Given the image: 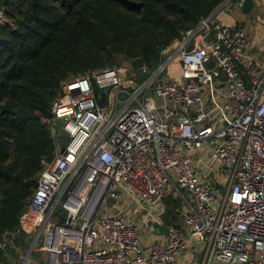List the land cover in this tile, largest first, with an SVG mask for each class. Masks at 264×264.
Instances as JSON below:
<instances>
[{
	"label": "built area",
	"instance_id": "built-area-1",
	"mask_svg": "<svg viewBox=\"0 0 264 264\" xmlns=\"http://www.w3.org/2000/svg\"><path fill=\"white\" fill-rule=\"evenodd\" d=\"M217 13L151 72L115 62L60 81L55 153L16 230L30 240L20 264H172L188 249L198 264H264V45L253 53L251 30ZM176 55L179 77L166 72ZM169 193L186 233L170 224L143 243Z\"/></svg>",
	"mask_w": 264,
	"mask_h": 264
},
{
	"label": "trees",
	"instance_id": "trees-1",
	"mask_svg": "<svg viewBox=\"0 0 264 264\" xmlns=\"http://www.w3.org/2000/svg\"><path fill=\"white\" fill-rule=\"evenodd\" d=\"M224 1L7 0L0 22V264H18L17 247L29 242L16 230L43 160L55 153L43 120L60 81L120 57L141 56L151 72L166 58L163 49ZM164 204L171 221L181 217L178 197L169 193Z\"/></svg>",
	"mask_w": 264,
	"mask_h": 264
},
{
	"label": "crops",
	"instance_id": "crops-1",
	"mask_svg": "<svg viewBox=\"0 0 264 264\" xmlns=\"http://www.w3.org/2000/svg\"><path fill=\"white\" fill-rule=\"evenodd\" d=\"M232 5L233 3H228L224 7V10L226 9V7H232ZM224 10L218 12L216 14V18L224 22L235 23V18L230 15H226L224 13ZM251 11L252 12L247 13L249 14V16L243 18L238 24L241 26V24L243 23L246 28H249L251 30L253 37L252 52L255 54H260L262 47L264 45V0H255V5ZM163 206L165 207V204H163ZM171 225L174 228L180 230L182 233H186L187 231L186 222L183 216L174 219ZM161 234L162 233L157 232L156 228H154L152 234H148L145 237H143V243L159 239L161 237ZM10 239L11 238H9V240ZM39 257H41L40 254L39 255L33 254V258H39ZM198 263H199V257L195 255L191 249H188L182 254L176 256V258L172 262V264H198ZM142 264H148V263H142Z\"/></svg>",
	"mask_w": 264,
	"mask_h": 264
},
{
	"label": "water",
	"instance_id": "water-1",
	"mask_svg": "<svg viewBox=\"0 0 264 264\" xmlns=\"http://www.w3.org/2000/svg\"><path fill=\"white\" fill-rule=\"evenodd\" d=\"M226 1H227V0H225L223 3H221V4H220V5L214 10V12H213L211 15H214L215 13H217L218 10H219L221 7L224 6V4L226 3ZM6 2H7V0H0V12L3 11ZM254 5H255V0H243V3H242V6H241V9H242V11H244V12H250V11L253 9ZM243 26H244V24L242 23V24H241V27H243ZM192 47H193V42L189 44V46L187 47V49H191ZM132 63H133V65H134L135 67L139 68V67L143 66V64H144V59H143L141 56H139V57L133 58V59H132ZM212 63H213V61H210L209 64H212ZM105 94H106V93L103 92L102 97H100L99 100H98L99 103H101V104L105 103ZM43 121H44V123L47 124V123L49 122V118H48V117H47V118H44ZM68 140H69V135H68V133H66V132H62L61 135H60V140H59V142H60V148H61V149H63V148L65 147V145H66V143L68 142ZM61 214L64 215V214H65V210H62V211H61ZM162 218H163L164 224H163V225H160V226H158V227H156V231H157V232H160V233H165V234H167V233L170 231V228H171V225H170V224H171V219H170V217H169L167 211H164V212H163V214H162ZM11 236H12V233H11V232H8V233L6 234V237H7L8 240H9V238H11Z\"/></svg>",
	"mask_w": 264,
	"mask_h": 264
},
{
	"label": "rangeland",
	"instance_id": "rangeland-1",
	"mask_svg": "<svg viewBox=\"0 0 264 264\" xmlns=\"http://www.w3.org/2000/svg\"><path fill=\"white\" fill-rule=\"evenodd\" d=\"M227 5V3H225V5L223 7H221V9L218 12H221L222 10H224V7ZM229 8V9H228ZM254 11V10H253ZM252 12V11H250ZM249 12V13H250ZM224 13L226 15H231L232 17L235 18V23H240V21L245 18L248 17L249 14H247L248 12H244L242 11V9L239 8H231V7H226V9L224 10ZM237 16V17H236ZM173 52V49L170 50V54ZM180 55H176L167 65L166 67V72L170 73L173 77H179L180 76V68H181V63H180ZM118 63H122V64H126V65H132V61L129 59H124L122 57L118 58ZM186 195H190L189 191H186ZM147 227H149V232H151L150 234H152V228H155V226H152L150 223L147 224ZM145 237V236H144ZM30 241V240H29ZM28 246V245H27ZM26 246V247H27ZM18 256V264H20L22 262L20 253L17 251ZM14 260L13 263L16 261Z\"/></svg>",
	"mask_w": 264,
	"mask_h": 264
}]
</instances>
